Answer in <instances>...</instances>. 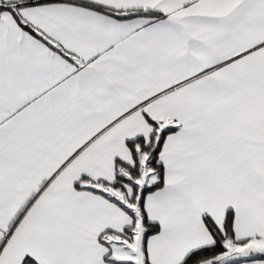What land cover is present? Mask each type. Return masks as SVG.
<instances>
[{
	"label": "snow or ice",
	"instance_id": "1",
	"mask_svg": "<svg viewBox=\"0 0 264 264\" xmlns=\"http://www.w3.org/2000/svg\"><path fill=\"white\" fill-rule=\"evenodd\" d=\"M0 264H264V0H0Z\"/></svg>",
	"mask_w": 264,
	"mask_h": 264
}]
</instances>
